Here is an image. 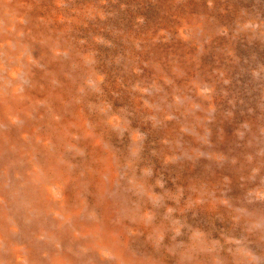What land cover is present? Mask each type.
<instances>
[{
    "label": "rangeland",
    "instance_id": "1",
    "mask_svg": "<svg viewBox=\"0 0 264 264\" xmlns=\"http://www.w3.org/2000/svg\"><path fill=\"white\" fill-rule=\"evenodd\" d=\"M23 1L0 19L24 102L0 132L25 168L0 178L54 164L65 204L0 192V264L32 239L36 264H264V0Z\"/></svg>",
    "mask_w": 264,
    "mask_h": 264
},
{
    "label": "bare ground",
    "instance_id": "2",
    "mask_svg": "<svg viewBox=\"0 0 264 264\" xmlns=\"http://www.w3.org/2000/svg\"><path fill=\"white\" fill-rule=\"evenodd\" d=\"M25 1V0H24ZM23 1V2H24ZM32 1V0H31ZM60 1V0H59ZM21 3V2H20ZM19 3V4H20ZM55 3V2H54ZM8 4L7 0H0V6ZM85 6V5H84ZM12 7V6H11ZM11 7L8 5H5L3 12L0 15V19L5 21L6 23L10 22L7 21L8 14L11 13ZM14 7V6H13ZM65 8V7H64ZM85 8V7H84ZM80 9V8H79ZM82 9V8H81ZM75 10V9H74ZM75 12V11H74ZM80 12V11H79ZM89 12V11H88ZM84 13V12H83ZM61 15V14H60ZM76 15V14H75ZM22 17V15H21ZM74 17V16H73ZM19 18V17H18ZM69 18V17H68ZM17 19V17H16ZM70 19V18H69ZM78 19V18H77ZM84 19V18H83ZM53 20V19H52ZM73 21V20H72ZM87 21V20H86ZM13 22V21H12ZM80 22V21H79ZM85 22V21H84ZM60 23V22H59ZM56 24V23H55ZM68 24V23H67ZM10 25V24H9ZM74 25V24H73ZM72 25V26H73ZM79 25V24H78ZM39 26V25H38ZM71 26V23H70ZM68 26V27H70ZM71 26V27H72ZM59 27V26H58ZM57 27V28H58ZM196 27V26H195ZM13 28V27H12ZM53 28V27H52ZM66 28V27H65ZM74 28V27H72ZM71 28V30H72ZM2 29V28H1ZM42 30V28H40ZM67 29V28H66ZM260 29V28H259ZM86 30V29H85ZM40 31V30H39ZM76 31V30H75ZM74 32V31H73ZM77 32V31H76ZM45 33V32H44ZM49 33V32H48ZM197 33V32H196ZM9 34V33H8ZM47 34V33H46ZM84 34V33H83ZM44 35V34H43ZM49 34H47L48 36ZM72 34H70L71 36ZM9 36L3 35L0 32V74L5 71L6 73V77L4 81L0 80V123L5 124L4 122H11L12 119H14V116L18 113L17 110L20 109L21 107H23L24 102H23V96H19L17 94V90L18 88L15 87L14 81H9L6 80V78H13V72H15V70L18 68V66H16V64H13L12 62V56H13V52L11 51L9 45H8V40H9ZM42 39V38H41ZM86 39V38H84ZM75 40V39H74ZM83 40V39H82ZM78 41V40H77ZM40 42V41H39ZM86 42V41H85ZM53 43V42H52ZM88 43V42H87ZM84 45V44H83ZM86 46V45H85ZM76 47H78L76 45ZM84 48V47H83ZM49 49V46H48ZM75 49V48H74ZM52 50V49H51ZM65 50V49H64ZM79 50V49H78ZM81 51V50H80ZM79 51V52H80ZM91 51V50H90ZM51 52V51H50ZM66 53V52H65ZM86 53V52H85ZM84 54V53H83ZM42 55V54H41ZM60 55V54H59ZM55 56V55H54ZM85 57V56H84ZM54 58V57H53ZM22 59V58H21ZM55 59V58H54ZM86 59V58H85ZM84 59V60H85ZM28 60V59H27ZM54 61V60H53ZM56 62V61H55ZM62 67V66H61ZM39 71V70H38ZM41 72V71H40ZM92 72V71H91ZM67 76V75H66ZM88 77V75H87ZM160 77V76H159ZM36 78V77H35ZM61 78V77H60ZM87 79V78H86ZM62 81V80H61ZM58 82V81H57ZM93 82V80H92ZM60 83V82H59ZM87 83V82H86ZM45 86V85H44ZM65 88V87H63ZM83 88V87H82ZM35 89V88H34ZM62 89V87H61ZM80 89V88H79ZM27 90V89H26ZM63 90V89H62ZM61 90V91H62ZM37 92V91H36ZM43 92V90H42ZM26 93V92H25ZM39 93V92H37ZM36 93V94H37ZM45 93V91L43 92ZM29 94V93H28ZM32 94V93H31ZM26 95V94H24ZM30 97V95H29ZM40 97V96H39ZM36 98V97H35ZM37 99V98H36ZM96 100V99H95ZM42 101V100H41ZM92 104V103H91ZM81 105V104H80ZM88 105V104H87ZM108 105V104H107ZM106 105V106H107ZM93 106V105H92ZM110 106V105H109ZM79 107V106H78ZM80 108V107H79ZM79 110V109H78ZM115 110V109H114ZM43 111V110H42ZM47 111V110H46ZM113 111V110H112ZM78 112V111H77ZM87 112V110H86ZM92 112V111H91ZM90 112V113H91ZM102 112V111H101ZM115 112V111H114ZM117 112V111H116ZM61 113V112H60ZM93 113V112H92ZM86 115V114H85ZM92 115V114H91ZM56 116V115H55ZM59 116V115H58ZM57 116V117H58ZM81 116V115H80ZM83 116V115H82ZM40 117V115H39ZM93 117V116H92ZM45 118V117H44ZM20 119V118H19ZM46 120V119H45ZM57 120V119H56ZM90 120V119H89ZM92 120V119H91ZM109 120V119H108ZM93 121V120H92ZM107 121V120H106ZM114 121V120H113ZM13 122V121H12ZM11 122V123H12ZM37 123V122H36ZM94 123V122H93ZM104 123V122H103ZM83 124V122H82ZM57 125V124H54ZM103 125V124H101ZM111 125V124H110ZM116 125V124H115ZM126 125V123H125ZM124 125V126H125ZM98 126V125H97ZM120 126V125H119ZM127 126V125H126ZM125 126V127H126ZM102 127V126H101ZM128 129V128H127ZM123 131V130H122ZM30 132V130H29ZM97 132V131H96ZM103 133V132H102ZM115 133V132H114ZM117 133V132H116ZM127 133V132H126ZM133 133V132H132ZM138 133V132H136ZM5 134H8L7 132L2 133L0 132V169L1 168H5L7 167V171H4V177H6V175L9 173L8 170H10L11 172H19L22 171L25 166L23 165V162L20 159H26L25 154L24 155H19L20 159L19 161H11L10 157H14V153H12L13 151H17L19 150L17 147H12L11 146V139H7V136L5 138ZM119 134V133H117ZM44 135V134H43ZM111 135V134H110ZM127 135V134H126ZM115 136V135H113ZM44 137V136H43ZM103 137V135H102ZM109 137V136H108ZM18 138V137H17ZM26 136L25 133L21 134V137L18 138L21 141V143H17L20 146V150L22 149V151L26 149L25 147V140ZM124 138V137H123ZM122 139V138H121ZM36 140L42 141V139L40 138V136H38V138ZM73 140V139H72ZM96 140V139H95ZM98 140V139H97ZM105 141V140H104ZM108 141V140H107ZM127 142V141H126ZM137 142V141H136ZM101 143V142H100ZM106 143V142H105ZM94 144V143H93ZM104 144V142H103ZM45 145L43 144V147H41L39 149L40 153H43L44 149H45ZM99 145V144H98ZM110 147V146H109ZM108 147V148H109ZM133 147V145H132ZM135 148V147H134ZM120 149V148H119ZM26 153V152H25ZM31 153V152H30ZM88 156V155H87ZM89 157V156H88ZM52 159H50L51 161ZM130 160V159H129ZM127 163V162H126ZM95 167V166H94ZM130 167V166H129ZM6 169V168H5ZM2 170V169H1ZM36 170V169H35ZM35 170H31V172L29 171L26 176L23 177V179H19V181H15L13 183V185L9 188V190H6L4 185H5V178H0V192H7L8 193H13L14 195V200H16L18 202L19 205H17L19 211L22 210H26L29 204L33 203V199H36V202L39 204L40 202L42 203V206H46L50 209L55 208V206H63L65 204V202H60L58 200H55V198L53 197V195L51 194V189L50 187L54 186V185H58L57 187H60L62 189V191H64V183L63 181H65L64 179V175L63 172L61 171V169H59L56 165L51 163H47V165H45V167L42 170L41 173H38L37 171L35 172ZM127 170H125L126 172ZM124 172V173H125ZM91 173V172H90ZM92 174V173H91ZM100 176V175H99ZM98 176V177H99ZM119 176V175H118ZM114 177V175H113ZM95 178V177H94ZM13 189V191H12ZM153 195V194H152ZM155 195V194H154ZM153 195V196H154ZM152 196V197H153ZM82 202V201H81ZM41 205V204H40ZM5 208V206H4ZM32 209L34 210V207H32ZM156 209V207H155ZM155 211V210H154ZM153 211V212H154ZM162 212V211H159ZM7 212H5L3 209L0 208V244L5 240L7 241L8 239H10V235L7 233V231H5L4 229H6L8 226L10 225H4L5 221L4 219H6ZM15 213V212H14ZM149 214V213H148ZM151 217V216H150ZM157 218V217H156ZM159 218V217H158ZM171 218V217H169ZM160 219V218H159ZM156 221V220H155ZM127 222V221H126ZM19 223V221H18ZM151 224V223H150ZM155 224V223H154ZM133 225V224H132ZM147 225V224H146ZM153 225V224H152ZM165 225V224H164ZM17 226V224H16ZM130 226V225H129ZM142 226V225H141ZM262 226V225H261ZM146 227V226H145ZM176 227V226H175ZM31 228L30 225L27 226L26 230H24V236L26 238H28L29 234H28V229ZM131 228V227H130ZM171 229L172 226L170 227ZM12 230H14V228H12ZM130 230V229H129ZM157 230V229H154ZM185 230V229H184ZM132 231V230H131ZM158 231V230H157ZM182 231V230H181ZM125 232V231H124ZM159 232V231H158ZM152 235V234H151ZM160 235V234H159ZM162 235V234H161ZM136 237V236H133ZM151 237V236H150ZM159 237V236H158ZM33 237L30 238V240ZM167 239V238H166ZM201 239V238H200ZM204 239V238H203ZM202 240V239H201ZM30 248L27 249V254L22 252V249L19 248L18 246H14L13 248H11L10 252H11V259L13 260V263L10 262L7 264H22L23 259L29 263V264H36V262L38 261V259H36L35 255L33 254V252L39 250H43V248L38 245L36 242H33V239L30 241ZM221 242V241H220ZM110 243V242H109ZM28 243H26L27 245ZM210 248V247H209ZM26 250V248H24ZM173 251V250H172ZM171 251V252H172ZM183 251V250H182ZM103 253V252H102ZM101 253V254H102ZM24 254L26 256H24ZM99 254V253H98ZM221 254V253H220ZM106 255V253L104 254ZM108 255V253H107ZM106 255V256H107ZM109 256V255H108ZM227 256V255H226ZM229 256V255H228ZM3 254L0 251V260L2 259ZM65 258V257H64ZM63 257H58L57 254H53V260H51V262L49 264H65V259ZM110 258V257H109ZM108 258V259H109ZM168 258V256L166 257ZM200 258V257H199ZM107 259V260H108ZM169 259V258H168ZM232 259V258H231ZM70 260V259H69ZM68 261V260H67ZM165 261V260H164ZM172 261V260H171ZM175 261V260H174ZM171 263V262H170ZM249 264V263H248Z\"/></svg>",
    "mask_w": 264,
    "mask_h": 264
}]
</instances>
